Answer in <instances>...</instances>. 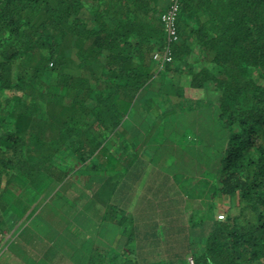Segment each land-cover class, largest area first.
Wrapping results in <instances>:
<instances>
[{
  "label": "trees",
  "instance_id": "trees-1",
  "mask_svg": "<svg viewBox=\"0 0 264 264\" xmlns=\"http://www.w3.org/2000/svg\"><path fill=\"white\" fill-rule=\"evenodd\" d=\"M162 2L0 0V247L15 224L23 218L21 226L31 224L53 195L74 205L65 194L75 172L91 171L102 181L99 169L116 164L104 179L109 212L93 218L111 217L120 233L99 246L96 232L78 229L71 245L63 231L59 239L67 245L60 250L70 261L189 264L196 246L195 264H264V0H179L176 40L162 21L170 0ZM167 47L170 61L154 58ZM188 114L199 117L191 127L199 145L182 150L188 140L173 135L181 152L172 147L169 154L165 136ZM139 115L145 119L136 125ZM201 142L209 145L211 176L195 165L206 153ZM147 159L154 169L143 185L150 191L167 183L175 191L155 197L169 226L157 222L149 232L127 209L112 206L118 176L125 180L117 203L146 191L132 178ZM184 160L197 172L185 187L180 175L170 178L171 163ZM98 196L88 206L109 203ZM207 223L210 231L197 244L188 229Z\"/></svg>",
  "mask_w": 264,
  "mask_h": 264
},
{
  "label": "rangeland",
  "instance_id": "rangeland-1",
  "mask_svg": "<svg viewBox=\"0 0 264 264\" xmlns=\"http://www.w3.org/2000/svg\"><path fill=\"white\" fill-rule=\"evenodd\" d=\"M189 94H192V93H189ZM197 95L203 98H210L212 100H215V98L217 97L216 93L214 92H198ZM138 117L139 119H136V120L134 119V123L136 125H138V123H141L143 118L145 119L144 115H139ZM181 118L183 119L186 118V120H184V122L181 121L179 124L178 123L175 124L174 127H171L172 128L171 133H167L165 136L166 139L169 137L171 139L170 140L171 142L168 143L167 145V149L170 151L169 154H171V151L173 150V148H176V152H174V154L177 156H180L181 151H179V149L173 144L174 142L173 135H176L178 137L179 143H181L182 140H186V141L188 140V142H191V143L187 142L185 146H180L182 150L188 147L189 151L193 152L196 150L197 146L199 145L197 143L199 141L196 137L197 133L194 132L193 129L191 128L194 125H196L194 123L195 118H199V117L193 116V115L189 116L188 114V115L182 116ZM143 124H144V121L142 122V125ZM155 132H157V134L159 133L158 127L157 128L155 127ZM183 132H186L187 134L184 137H180V135ZM163 135H164V132L161 134V136ZM200 145H202L206 149V153L203 156L200 164L198 163L195 165L198 167L197 169H200L205 174V171H207L208 169L209 151L207 153V149H208L207 147H209V145H207V142H203V143L201 142ZM174 154L172 155V157H174ZM109 157L110 155L108 156V158ZM123 161L128 163V160H123ZM125 162H123L122 164H125ZM210 165H213V164H210ZM168 166H170L169 163H168ZM151 167L154 169V165ZM151 167H149L147 170H151L152 169ZM170 167H174L176 170V171H173L172 174H170V178L173 181H177V177L180 175L181 180L179 179L178 182H180L184 187L188 186V184L191 182V179L194 180V178H197L196 177L197 172L196 170L195 171L193 170L195 168L192 169V166L188 164L186 160L182 161L181 164H179V162L175 164L171 163ZM111 168L112 167H109L108 169L104 168L103 170L99 169L98 176L105 177V180L107 181L108 177H112L113 176L112 174L116 172V169H117L116 164L114 168L112 169ZM155 169H160V167H156ZM184 170L186 172L183 173L184 175H181L180 174L181 171L183 172ZM102 171L104 173H102ZM208 172H209L208 174L211 176L210 174L211 171H209V169H208ZM152 174L153 173H151V175ZM73 179H74V184L72 186L70 184L67 187L69 189L67 193L65 194V197L67 199H70L75 204L74 205L71 204L70 206V204L68 205V203L66 202V205H63L62 201L64 200L60 201L59 199L56 198V196L53 195L52 198L49 200L48 206L44 208V210H42V213L38 214V211L34 213L33 217H36V219H33L31 224H29L30 222L29 221L28 223H26V225L21 226L24 223L25 218H23L20 222L15 224L14 228L8 231L5 234V237L3 238V244L0 247V251L3 250L5 252L1 254L0 256V264H29L33 262H38L41 258L45 259L43 261V264H55L54 262H56L57 264L58 263L59 264H75V261L74 262L70 261L67 258L69 257L67 256L68 254L62 253L60 249L66 247L67 240H69V243L71 245L73 244V240L77 236L76 234L78 232V229L80 230V228L82 229V231H84L85 235H89L92 237L99 235V237H96V238H101L103 240L102 242L98 241L99 246H101V244L106 242V239L110 240L111 242L112 239L117 238L116 234L120 233V230L112 223V221L110 220L111 217H109L110 222L107 221L105 223H101L100 221L98 222L97 220L98 218L96 219L93 218L94 216L93 213L95 214L96 211L100 213L104 209V204L102 205L99 204L100 205L99 208H97L96 204H92V207L88 206L90 205L88 204L90 201L95 203L94 195L96 194V192L100 194L98 198H100L101 200L107 197V194H106L107 191L105 193V185H104L105 180H102L101 183L100 181L98 182V179L96 180V174H94V172H91V171L86 172L84 174L75 172V174H73ZM113 183H115L114 179L112 180V184ZM210 183H215V181L211 180ZM109 186H110V183L108 182L106 188H109ZM162 188L163 186H161L160 184H157L153 188V190L150 191L152 192L151 197L153 198L158 197V196L169 197L175 192V191L170 190L169 192L160 194ZM179 188H181V185H179ZM83 194H85V197H82L79 200L78 199L79 195H83ZM118 197H119V194L114 198L112 206L120 207L121 209H127V208H123L124 204L117 203ZM133 204L134 202H131V205ZM89 207L91 209H89ZM106 208H108L107 210H109L110 204H107ZM98 209H102V210H98ZM111 213L115 215L113 211ZM218 215H220V213H218ZM130 216L134 218L133 214H131ZM193 224L194 222H192V225ZM192 225H191V228L188 229L190 238L196 241L197 244H200L201 238L204 237L203 235H206L210 231V224L207 223V225H205V227L202 230L201 228L193 230ZM23 229H26V230L24 233L21 234L22 236L19 237L18 239V235L23 231ZM63 231H65L64 238L67 240L63 238L59 239L61 237L60 234L63 233ZM95 232H96V235H95ZM132 243H135V247H136V244H137V247H139L137 237L133 240ZM122 247H123V242L121 241L118 248H122ZM17 248H18V252H16ZM194 253L196 254L200 253V251L198 250V247L196 246L193 247L192 250L190 251V254L188 255V260H189V257L190 258L192 256L194 257ZM116 254H120V253L116 252ZM72 256H74V254H72Z\"/></svg>",
  "mask_w": 264,
  "mask_h": 264
},
{
  "label": "crops",
  "instance_id": "crops-1",
  "mask_svg": "<svg viewBox=\"0 0 264 264\" xmlns=\"http://www.w3.org/2000/svg\"><path fill=\"white\" fill-rule=\"evenodd\" d=\"M165 3H167V2H165V0H164V2H162L161 4L164 5ZM185 83H187V81ZM187 89H189V87H187L186 90ZM190 93H192V92H190ZM175 157H177V156H175ZM145 162H146L147 167L145 166L143 170H138L137 173L135 171L136 174H134L133 178H132V180L133 179L138 180V178L141 179V183H138L136 181V182H132V185H134V187L138 186L141 189H145L146 191L144 192L143 190L142 191L140 190L137 192V195H135V196H132V195H130L131 193H129V196L125 197V199H124V202H123L124 205L123 206L125 208H127V210L129 211L128 212L129 214H133L134 224L139 229L141 228V230L149 232L151 230L150 228L153 227L155 225V223H157V222H159V224L165 228L168 227L169 225L165 222L166 220L164 218H166V217H164L163 213H162L164 211V209L160 208V206L158 205L159 199L151 197V194H152V192H150L151 190L149 191L148 190L149 187H145L143 185V184H145L146 181H149L150 173H151L150 170H147L149 167H151L148 165L150 162V159H147ZM136 164H137V161L134 162V165H136ZM160 172H161V174H159L158 180L165 179V174L163 173L164 171L161 169ZM104 179H105V177L103 178V180ZM145 179H146V181H145ZM124 180H125V178H123L122 176H118V181H117L118 184H116V192H115L114 198L118 194L122 193L119 189H120V186L124 183ZM163 181L164 180H162V183H163ZM171 182H172V180H171ZM100 183H101V180H100ZM166 184H164V183L162 184L164 187V190H162L161 193H166V192H169L171 190V187H169L170 185H166ZM149 195H150V197H149ZM129 197H131V198H129ZM105 198H106V202L108 199L109 200L111 199V197H105ZM159 198L164 200V198H166V197L160 196ZM113 201H114V199H113ZM113 201H112V203H113ZM131 202H134V204L131 205ZM99 204L100 205L104 204V209L103 210L98 209V210H102L101 212H103V213L109 212V210H107L108 208H106L105 203H102V201H99V203H96L97 208H99V206H100ZM107 204H111V203L109 202ZM176 209L181 210L180 205ZM154 217H155V219H154ZM184 217H187V216L184 214ZM181 225L182 226L185 225L184 220H183V224L181 223Z\"/></svg>",
  "mask_w": 264,
  "mask_h": 264
},
{
  "label": "built area",
  "instance_id": "built-area-1",
  "mask_svg": "<svg viewBox=\"0 0 264 264\" xmlns=\"http://www.w3.org/2000/svg\"><path fill=\"white\" fill-rule=\"evenodd\" d=\"M178 8H179V0H170V8L162 16V21L164 22V25L166 27V31L168 32V35H169L170 39L173 38L174 40L177 39L175 21H176ZM154 58L157 60L162 59L164 61H170L171 56H170L169 47H167V51L165 52L164 55H161L160 53L156 52L154 54ZM1 251H3V250H1ZM1 251H0V255L2 254ZM188 261H189V264H195L194 260L192 258H189Z\"/></svg>",
  "mask_w": 264,
  "mask_h": 264
},
{
  "label": "clouds",
  "instance_id": "clouds-1",
  "mask_svg": "<svg viewBox=\"0 0 264 264\" xmlns=\"http://www.w3.org/2000/svg\"><path fill=\"white\" fill-rule=\"evenodd\" d=\"M2 253L4 252V251H1ZM1 256V255H0Z\"/></svg>",
  "mask_w": 264,
  "mask_h": 264
}]
</instances>
